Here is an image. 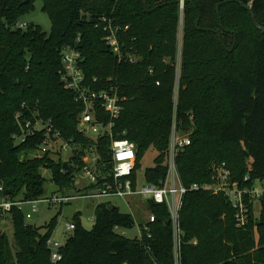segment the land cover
<instances>
[{
	"label": "trees",
	"instance_id": "obj_1",
	"mask_svg": "<svg viewBox=\"0 0 264 264\" xmlns=\"http://www.w3.org/2000/svg\"><path fill=\"white\" fill-rule=\"evenodd\" d=\"M34 1L0 0V203L44 199V168L62 194L76 190L75 173L90 146L111 163V137L94 141L79 130L84 106L62 82L65 46L80 52L86 86L117 90L123 110L113 137L136 144L138 170L147 150L158 152L145 174L149 183L166 176L178 65L179 128H193L191 145L177 158L183 184H216L222 164L232 183L251 187L264 181V0H41L50 34L37 25L18 27ZM111 30L122 60L106 41ZM35 117L81 145L70 158L71 173L63 169V157L39 150L44 130L24 143L15 140L21 123ZM101 117L108 123L107 115ZM30 152L40 155L27 158ZM245 202L247 224L239 227L224 194L187 193L180 264H264V208L257 219L253 202ZM148 210L155 222L149 224L151 237L142 231L141 240L116 231L133 229L135 221L111 203L97 206L91 231L77 216L62 260L53 263L47 241L54 222L41 234L14 208L0 215V223L11 221L16 252L0 230V264H175L168 209L148 202Z\"/></svg>",
	"mask_w": 264,
	"mask_h": 264
},
{
	"label": "built area",
	"instance_id": "obj_2",
	"mask_svg": "<svg viewBox=\"0 0 264 264\" xmlns=\"http://www.w3.org/2000/svg\"><path fill=\"white\" fill-rule=\"evenodd\" d=\"M26 24H18V27L23 28ZM106 41L112 47L115 55L120 60L123 59L120 44L116 38L115 31L111 30V34L106 38ZM81 54L77 48L63 47L62 49V82L65 88L75 94L76 101L84 106V110L79 117V130L86 137L92 135L99 137H111L110 158L111 163L107 164L101 154L97 152L95 146H90L85 149V155L82 157L84 166L80 169L79 177L87 179L89 185L93 188V192L82 193L78 197H87L94 199L104 198H120L140 196L147 199L148 202H153L158 205H165L170 216V224L172 225L174 235V259L175 264H180L181 241H180V213L183 206V200L189 192H210L212 194H224L233 208L236 209V220L239 227L247 224V207L246 199L255 204V202L264 201V181H255L251 187H242L238 183H232L230 180V172L226 164H222L218 170V182L216 184H197L185 186L182 182L177 158L181 152L191 145L190 135L184 134L180 128L177 119V100H178V81H179V65L177 75V87L175 93V111L173 118L172 131L169 141V148L165 162L166 176L155 185L147 181L140 184L138 176V153L135 143L128 139H115L113 137V128L115 122L121 116L123 107L121 98L117 90L111 88L109 90L95 91L85 85V77L80 69ZM129 60L134 63L136 57H130ZM159 85V83H157ZM107 115L109 121H102L101 115ZM21 116L18 115V118ZM20 134L14 136L19 143L26 142L30 137L35 136L41 130L45 132L44 142L39 146L42 152H51L56 156L63 157L67 154V159L70 164V158L75 155L81 148L71 141H66L60 133L55 130L51 122H43L35 117L34 120L25 119L20 125ZM91 139V138H90ZM72 166V165H71ZM249 176H246L245 182L249 181ZM1 190V188H0ZM65 194L54 195L51 198H44L38 201H9L3 200L0 203V215L4 216L11 212L14 208L22 211L24 207L31 206L32 212L25 214L26 220L32 219L34 213L38 211L40 203L48 204L51 207H62L69 203L74 198ZM155 222L153 213H149L148 221L140 227V235L134 238L141 240L142 231L147 233L148 238L151 237L149 224ZM75 225L68 224L67 231H74ZM116 231L128 237V232L120 227H116ZM130 238V237H129ZM47 246L51 252V261L53 263L62 260L61 249L65 243L56 242L53 239L47 241Z\"/></svg>",
	"mask_w": 264,
	"mask_h": 264
},
{
	"label": "rangeland",
	"instance_id": "obj_3",
	"mask_svg": "<svg viewBox=\"0 0 264 264\" xmlns=\"http://www.w3.org/2000/svg\"><path fill=\"white\" fill-rule=\"evenodd\" d=\"M43 4L41 0L34 1V10L26 14L19 20V24H26L23 27L27 29L29 25H37L42 28V30L50 34L52 30L51 20L49 15L43 11ZM180 41L182 37V32L179 33ZM181 45L179 46V52H181ZM184 132V131H183ZM193 133V128L184 132V134L191 135ZM92 140L96 141L97 136L92 135L90 137ZM38 152H30L27 158H35L39 156ZM158 157V152L154 148L147 150L140 162V168L138 170L139 182L140 184L145 183V174L147 170L153 169L155 166V160ZM26 158L22 155V159ZM64 159H67V154L63 155ZM78 173V172H77ZM75 173L76 190L68 192V196L78 197L85 189V192H93V188L89 185L87 179L79 177V174ZM41 174L46 180L45 183V196L44 198H51L54 195H61L58 187H56L51 182L52 173L48 169H42ZM66 195V194H65ZM101 203H111L113 206L118 207L121 212L127 213L133 216L136 223L135 227L128 230V237L134 238L139 235L137 229V222L143 221V219L149 217L148 201L147 199L140 196L128 197L126 199L120 198H104V199H94L87 197H78L71 200L69 203L63 205L62 207H51L48 204L40 203L38 205V211L33 215L32 219L26 220L27 224L36 228H40V233H46V226L54 222L55 228L52 233L51 239L56 242H67V240L74 235V231H67L68 224H75L76 217L78 216L81 227L87 231H91L95 223V210L97 206ZM264 208V201L255 202L254 204V216L259 219L261 212ZM25 214L31 213V206L24 207ZM133 213L136 215L134 216ZM137 217V218H136ZM0 230L5 232L10 240L13 251L16 252V246L13 238V227L10 220L6 219L0 223Z\"/></svg>",
	"mask_w": 264,
	"mask_h": 264
},
{
	"label": "water",
	"instance_id": "obj_4",
	"mask_svg": "<svg viewBox=\"0 0 264 264\" xmlns=\"http://www.w3.org/2000/svg\"><path fill=\"white\" fill-rule=\"evenodd\" d=\"M30 1H31V0H24V3L27 4V3H29ZM182 4H184V0H182ZM253 20H254V22H255V19H254V18H253ZM255 24H256V22H255ZM259 28H260V27H259ZM260 29H261L262 32H264V28H260ZM63 169H64L65 171L69 172V173L72 172V168H71V166H70V164H69L68 161H65V162L63 163Z\"/></svg>",
	"mask_w": 264,
	"mask_h": 264
},
{
	"label": "crops",
	"instance_id": "obj_5",
	"mask_svg": "<svg viewBox=\"0 0 264 264\" xmlns=\"http://www.w3.org/2000/svg\"><path fill=\"white\" fill-rule=\"evenodd\" d=\"M133 215L135 216L136 214L135 213H133ZM133 217V216H132ZM137 218V217H136ZM134 219V218H133ZM4 221V220H3ZM147 221H148V218H145V219H143V221H141V222H137V229H138V232H139V230H140V227L141 226H143V225H145L146 223H147ZM135 225H136V223H135ZM139 235H140V232H139ZM138 235V236H139ZM63 243H65V242H63Z\"/></svg>",
	"mask_w": 264,
	"mask_h": 264
}]
</instances>
